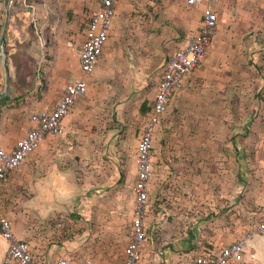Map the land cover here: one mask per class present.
Wrapping results in <instances>:
<instances>
[{"label":"crops","instance_id":"crops-1","mask_svg":"<svg viewBox=\"0 0 264 264\" xmlns=\"http://www.w3.org/2000/svg\"><path fill=\"white\" fill-rule=\"evenodd\" d=\"M53 3L57 10L51 7V0L31 3L34 7L29 16H42L37 18L39 23L49 24L55 16L54 33L57 34L53 41L48 39L44 54L38 53L39 63L45 68V82L36 99L31 95L24 102L23 107L32 111L20 113L21 120L17 112L11 111L6 114L5 125L0 126V146L4 149L12 147L25 132L30 112L51 108L64 84L74 77H82L76 50L83 40L89 13L99 6L98 0H53ZM213 8L216 26L203 60L181 79L162 115L163 132L172 130L185 134L183 140H159L154 161L151 156L152 172L143 220L146 241L184 245L199 239L195 233L203 231L200 228H210L214 234L200 235L202 239L210 238L214 243L232 242L238 239L240 228L251 227L264 217V141L210 137L218 130L224 116L235 110H231V98H235L233 103L240 100L232 95V90L242 94L243 85L249 84L247 68H255L262 62L264 0H219ZM201 9L202 6H187L184 0H118L115 3L112 19L117 13L125 16L129 24L143 27V30L136 27L133 31L140 52L133 95L139 111H144V106H149L150 110L165 59L182 46L186 34L198 30ZM45 29L49 32L44 24L39 25V32L46 36ZM6 35L5 44H8L10 25ZM6 51L8 61L10 53L24 52L22 46ZM114 56L113 51L99 59V64L110 65ZM8 76L11 88V73ZM88 76L82 77L86 84ZM250 78L252 85H258L255 70ZM1 79L0 76V83ZM147 82H153V87L150 99L145 101L142 88ZM83 96L73 106L83 101ZM73 106L62 119L64 132L72 127L71 124L66 126V118L75 121L83 114V110L78 112V107ZM236 109L237 114L245 110ZM199 117L203 123L200 127L196 119ZM61 135L45 136L22 165L7 174L0 184V212L9 221L15 236L28 243L30 252L42 264L58 257L88 264H122L132 217L130 186L135 174L132 152L137 138L132 134L123 146L121 137L111 141L109 135L108 142L102 146V176L96 180L92 176L97 161L92 144L80 139L58 140ZM231 147L237 150L231 151ZM179 156L185 161L182 164L187 165L185 171L176 167L181 165L176 163ZM68 171H71L72 184L65 178ZM183 182V190L187 192L186 207L185 214H180L175 200ZM69 213L73 220L69 219ZM44 217L54 218V225L59 223L52 230L54 239H43L41 233L32 228L33 221ZM180 218L186 234L176 236L174 227ZM145 242L141 259H160L156 251L144 252ZM5 249L6 243L0 238V262ZM174 253L177 252L169 251L167 256ZM114 255H118V260L113 259Z\"/></svg>","mask_w":264,"mask_h":264},{"label":"rangeland","instance_id":"rangeland-1","mask_svg":"<svg viewBox=\"0 0 264 264\" xmlns=\"http://www.w3.org/2000/svg\"><path fill=\"white\" fill-rule=\"evenodd\" d=\"M0 0V34L4 23V12L5 5L8 6V16L6 20V27L3 33L4 37V49L16 50L22 46L24 52H12L7 59L6 51V65L8 68V74L12 75L11 88L8 87L6 93L0 97V126L5 125V118L11 111L17 112L19 120L22 119L20 113H28L32 111L28 107H23L24 102L33 95L34 99L39 96V92L43 88L44 80V65L39 63L38 53L44 54V47L49 44L48 39L53 41L55 27L54 24L57 22L55 16L50 19L49 24H45V21L40 23L37 18L42 17L38 14H32L29 16V12L32 11L34 4L37 0ZM31 2V3H30ZM51 7L57 10L54 6L53 0H51ZM33 6V7H32ZM45 17V16H44ZM44 24V28L49 29V32L41 34L39 32V25ZM10 25L11 37L8 38V44H5V36L7 37V30ZM51 27V31L50 28ZM142 29V25L136 26L128 23V19L123 16L115 15L111 21V30L108 35L106 47L105 44L101 49V58L108 56L114 51L115 56L112 58L110 65L99 64L97 62V69L94 68L93 72L88 76V82L86 84L87 91L82 97L83 101H78L73 107H78V112H81V118H76L75 121H69L66 118V126L70 124L72 127H68L63 135L58 137V140L62 141H75L77 139L87 141L92 144V153L96 156V171L92 175L96 180L101 179L102 176V146L109 140H117L121 137L123 140V146H126L128 141L131 139L132 134L136 138L143 129V125L146 122L149 106H144V111L137 109L136 103L134 102V87L137 83L138 66L139 61V46L137 45V38L133 37L134 30ZM53 30V31H52ZM46 37V42H45ZM138 37V36H137ZM31 45L32 48H28ZM210 48V47H209ZM30 49H32L30 51ZM40 49V50H39ZM39 50V52H38ZM209 50V49H208ZM261 55V54H260ZM260 57L262 61L255 68H247L246 74L248 76V85H243L244 93L238 94L237 91L232 90V95H236L237 100L233 103L235 98H231L230 107L231 112L224 116L222 124H218L216 131L211 133V138L218 135V138L222 140H258L264 141V53ZM1 60V56H0ZM127 65V68H125ZM256 72L258 76V85L251 84L252 71ZM2 77L0 83V92L4 86V72L0 71ZM10 82V80H9ZM9 85V83H8ZM237 86V85H236ZM142 88V86H140ZM153 87V82H147L143 86V97L145 101L150 99ZM238 88H235V90ZM241 107L245 110H241V114H237L239 110L236 108ZM70 113V112H69ZM145 113V114H144ZM69 115V114H68ZM161 117L158 127H155L152 131L151 139V154L152 161L155 159V155L158 150L159 140H183L184 134L182 131L163 132ZM165 118V117H164ZM198 119L197 124L199 127L202 123V117ZM174 129L176 127L174 126ZM222 129V133L220 132ZM220 130V131H219ZM218 131V133H217ZM187 138V137H185ZM137 141V140H136ZM231 146V145H230ZM237 150V148H230L231 151ZM125 150V149H124ZM234 150V151H235ZM260 150H262L260 148ZM185 155V154H180ZM132 156H135V147L133 148ZM176 163L181 165L176 166L179 170L185 171L186 164L181 156L177 157ZM71 170V166L69 165ZM69 184H72L73 178L71 177V171H68ZM184 182L180 185V191H176V210L180 211V214H185L183 209L186 207V193ZM70 203V201H69ZM74 217L69 213V219L73 220ZM54 218H43L33 221L32 228L41 233V237L46 239L47 237L53 238L52 230L55 227ZM183 219L180 218L174 227V235L186 234V227L183 226ZM251 227L240 228L239 237H244V249L242 252V258L239 262L231 264H264V233H256ZM199 233L196 232L199 239L197 241L180 245V244H163L159 240L157 241H146L144 252L156 251L160 259H140L138 264H193L192 257L198 250H204L209 248H218L231 240H225V242L214 243L210 238H201L204 235H213L214 231L210 228H200ZM205 229V230H204ZM231 229H229L230 231ZM49 233V234H47ZM54 239V238H53ZM235 239V238H234ZM195 241V242H194ZM49 243H53V240H49ZM46 245V244H45ZM177 252L171 256H167L168 252ZM117 254V252H116ZM114 260H118V255L113 256Z\"/></svg>","mask_w":264,"mask_h":264},{"label":"built area","instance_id":"built-area-1","mask_svg":"<svg viewBox=\"0 0 264 264\" xmlns=\"http://www.w3.org/2000/svg\"><path fill=\"white\" fill-rule=\"evenodd\" d=\"M118 0H98V8L88 15L83 40L76 50L78 70L81 76L90 75L101 56L111 29L114 5ZM219 0H184L187 6H202L199 27L196 32L184 37L182 46L165 59L156 81L153 100L146 122L140 132L134 156V179L130 186L133 195L130 233L123 247L122 264H138L146 241L143 220L147 212L148 181L151 177V139L154 126L159 122L181 79L197 66L206 53L214 35L216 12L213 5ZM82 77H74L64 84L63 90L49 109H40L28 114V127L12 147L0 146V184L12 170L20 167L45 136H58L64 130L62 119L74 102L86 94L87 86ZM59 226V223H56ZM253 231L264 233V217L252 224ZM0 238L6 249L0 264H42L30 252L28 243L15 236L9 221L0 212ZM245 238L241 237L218 248L198 250L192 257L193 264H231L242 258ZM47 264H88L82 260L58 257Z\"/></svg>","mask_w":264,"mask_h":264},{"label":"water","instance_id":"water-1","mask_svg":"<svg viewBox=\"0 0 264 264\" xmlns=\"http://www.w3.org/2000/svg\"><path fill=\"white\" fill-rule=\"evenodd\" d=\"M7 2H10V0H8ZM7 16H8V6L5 5L4 23H3L2 31L0 34V56H1L3 72H4V86H3V90L0 92V97H2L6 93L8 87H9V85H8V83H9L8 68L6 65V51L4 49V37H3V33H4L5 27H6Z\"/></svg>","mask_w":264,"mask_h":264},{"label":"bare ground","instance_id":"bare-ground-1","mask_svg":"<svg viewBox=\"0 0 264 264\" xmlns=\"http://www.w3.org/2000/svg\"><path fill=\"white\" fill-rule=\"evenodd\" d=\"M18 237V236H17Z\"/></svg>","mask_w":264,"mask_h":264}]
</instances>
